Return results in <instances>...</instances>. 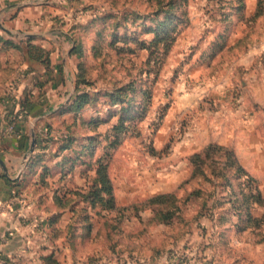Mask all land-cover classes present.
Masks as SVG:
<instances>
[{"label": "rangeland", "instance_id": "1", "mask_svg": "<svg viewBox=\"0 0 264 264\" xmlns=\"http://www.w3.org/2000/svg\"><path fill=\"white\" fill-rule=\"evenodd\" d=\"M0 186V264H264V0H0Z\"/></svg>", "mask_w": 264, "mask_h": 264}, {"label": "crops", "instance_id": "2", "mask_svg": "<svg viewBox=\"0 0 264 264\" xmlns=\"http://www.w3.org/2000/svg\"><path fill=\"white\" fill-rule=\"evenodd\" d=\"M26 6H28V7H25V8H23V9H25L26 10V14H28V11L29 10H31L30 11V13H36V12H38L39 11V6H36L35 5V3H34V6H29V5H27V4H29V3H24ZM31 17H32V15H31ZM30 19H32V18H30ZM69 58V55H68V51L66 52V58ZM67 60V59H66ZM38 68H40L41 69V67L39 66ZM42 71H43V69H42ZM18 92H19V90H18ZM12 161H13V159H12ZM13 162H15V161H13ZM0 188H1V186H0ZM0 194H1V192H0Z\"/></svg>", "mask_w": 264, "mask_h": 264}, {"label": "trees", "instance_id": "3", "mask_svg": "<svg viewBox=\"0 0 264 264\" xmlns=\"http://www.w3.org/2000/svg\"><path fill=\"white\" fill-rule=\"evenodd\" d=\"M36 50H39V49L37 48ZM38 58H40V57H38ZM38 58H36V59H38ZM21 106H22V107L20 108V112L18 113V115H22L21 112H23V114H25V112H26V110H27L25 107H23L22 104H21ZM207 149H209V147H208ZM207 149L203 151V152H205V155H206ZM104 167H106V166H102V165H101V169L99 170V173H100V174L103 172L102 169H103ZM107 190L109 191V190H110V187H107Z\"/></svg>", "mask_w": 264, "mask_h": 264}]
</instances>
